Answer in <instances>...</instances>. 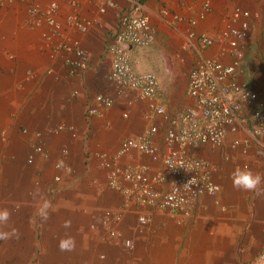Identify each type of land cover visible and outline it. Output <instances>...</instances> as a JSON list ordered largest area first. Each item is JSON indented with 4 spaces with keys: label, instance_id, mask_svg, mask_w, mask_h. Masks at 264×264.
<instances>
[{
    "label": "crops",
    "instance_id": "0c3cea01",
    "mask_svg": "<svg viewBox=\"0 0 264 264\" xmlns=\"http://www.w3.org/2000/svg\"><path fill=\"white\" fill-rule=\"evenodd\" d=\"M113 1L116 7L100 12L101 0H0V208L12 212L9 226L20 233L18 240H0V248L5 254L15 249L11 256L19 261L26 256L39 264H251L264 245V198L235 189L231 174L245 165L264 173V136L250 140L246 153L230 145L245 133L193 150L210 162L220 190L198 197L188 217L127 203L109 186V168L101 161L148 174L162 168L161 161L135 149L117 156L124 139L140 137L152 125L158 127L152 141L163 152L165 131L162 116L150 111L146 100L135 91L118 94L108 81L118 12L137 11L154 27V42L129 47L127 54L136 73L156 75L154 101L172 114L193 103L186 94L187 78L201 56L231 62L228 45L217 37L244 22L245 53L236 78L264 90V0ZM51 3L60 33L45 21ZM237 8L248 15L236 14ZM70 15L89 21L88 30L68 25ZM200 35L214 43L200 48ZM62 42L89 51L85 71L69 73L64 59L72 55ZM96 94L109 95L113 104L87 115ZM37 145L43 152L35 150ZM37 188L55 208L46 223L33 219ZM117 212L123 215L118 229L132 239L130 250L103 227V219ZM138 214L149 217L146 226H138ZM65 221H71L70 228ZM68 236L75 239V249L61 251L59 242Z\"/></svg>",
    "mask_w": 264,
    "mask_h": 264
},
{
    "label": "built area",
    "instance_id": "2783aa9c",
    "mask_svg": "<svg viewBox=\"0 0 264 264\" xmlns=\"http://www.w3.org/2000/svg\"><path fill=\"white\" fill-rule=\"evenodd\" d=\"M116 6L113 0H101L99 11L104 12L106 8ZM55 9L56 4L51 3L45 21L56 33H60V24L52 17ZM36 10L34 7L31 12ZM235 13L248 15L247 11L238 8ZM116 16L117 25L109 46L111 59L108 81L116 93L135 91L139 99L146 100L150 111L162 116L165 131L162 136L163 152L152 141V136L158 132L156 125L149 127L140 137L124 139L117 151V156H122L131 149L138 150L153 161H161L162 168L159 171L148 174L143 168L117 166L103 159L101 164L109 168L108 184L120 190L126 196L127 203L134 202L188 217L198 197L216 195L220 190L212 177L210 162L195 155L193 150L202 145H220L229 134L245 133L244 139H231L230 145L232 148L240 147L246 153L250 140L257 141L264 136V90H255L236 78L242 73L245 53L242 40L246 36L247 23H242L241 29H225L218 35L217 40H224L230 49L231 62L225 64L213 57L201 56L187 78L186 94L193 103L168 114L154 101L158 92L156 75L136 73L127 54L129 47H145L153 43L156 35L154 27L146 16L137 11H121ZM67 23L81 32L87 31L90 25L89 21L76 15H70ZM193 36V33L189 34L188 46ZM198 39L200 48L214 43V39L205 35H200ZM60 47L72 55L64 59L70 74L87 69L89 51L78 44L68 45L65 42ZM132 102L128 101L129 104ZM112 104L113 98L109 95L96 94L87 106V115L98 114L100 107L109 108ZM35 150L43 152L39 145L35 146ZM28 162H32V157L28 158ZM122 220V213L117 212L105 217L102 224L109 237L130 250L132 239L124 237L117 227ZM136 220L139 227H144L149 217L138 214ZM251 264H264V245Z\"/></svg>",
    "mask_w": 264,
    "mask_h": 264
},
{
    "label": "clouds",
    "instance_id": "9594fccd",
    "mask_svg": "<svg viewBox=\"0 0 264 264\" xmlns=\"http://www.w3.org/2000/svg\"><path fill=\"white\" fill-rule=\"evenodd\" d=\"M233 187L237 190L252 192L257 197L264 198V173L254 172L248 167L236 168L232 174ZM33 200L37 201L34 218H39L41 223H46L52 211L55 208L50 200L43 197L40 190L37 188L32 192ZM12 212L8 208H0V240L9 241L19 239V230L9 226ZM65 228L71 227V221H65ZM61 251H72L75 249V239L71 236L61 238L59 242Z\"/></svg>",
    "mask_w": 264,
    "mask_h": 264
},
{
    "label": "rangeland",
    "instance_id": "374dc122",
    "mask_svg": "<svg viewBox=\"0 0 264 264\" xmlns=\"http://www.w3.org/2000/svg\"><path fill=\"white\" fill-rule=\"evenodd\" d=\"M119 245H122L121 243H119ZM123 247V246H122ZM124 248V247H123ZM125 249V248H124ZM39 251V250H38ZM36 252V250H34L33 252H34V254H36L37 255V258L36 259H39V260H41V256H40V254H39V252ZM12 252V253H11ZM13 252H15V249H9V253H7V254H5L4 252H3V249L2 248H0V264H39V263H37V260L36 259H34V260H36L35 262L33 261V260H31V261H29V262H27V260L29 259V258H27L26 256L21 260V261H19V260H17V257H15V256H11V255H13ZM26 260V261H25ZM30 260V259H29ZM24 261V262H23Z\"/></svg>",
    "mask_w": 264,
    "mask_h": 264
}]
</instances>
